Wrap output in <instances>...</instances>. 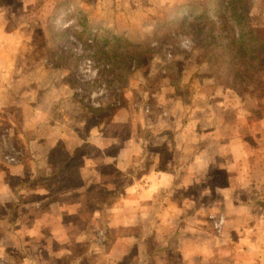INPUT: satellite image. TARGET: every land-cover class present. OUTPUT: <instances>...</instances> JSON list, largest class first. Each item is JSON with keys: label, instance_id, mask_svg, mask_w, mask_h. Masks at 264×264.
Here are the masks:
<instances>
[{"label": "rangeland", "instance_id": "1", "mask_svg": "<svg viewBox=\"0 0 264 264\" xmlns=\"http://www.w3.org/2000/svg\"><path fill=\"white\" fill-rule=\"evenodd\" d=\"M94 2L0 0L5 13L19 17L14 57L18 101L0 112V264H23L26 258L44 264L46 256L57 253L63 257L53 264H68L75 255L85 254L89 246L91 255H106L111 239L121 237V227L126 228L120 224L122 217H112L116 202L112 196L119 194L125 174L101 160L105 154L115 155L128 135L134 137L130 146H139V129L143 131L146 122H154L156 114L163 115L169 109L170 92L166 87L161 93L168 81L167 74L159 70L161 60L143 55L138 68L127 71L122 63L130 59L128 53L113 47L104 50L96 45L99 62L82 56L81 43L88 33L73 15L77 10L86 14L80 4ZM251 22L264 32L257 13ZM14 24L9 25L13 28ZM184 39L189 38L181 34L174 46L165 45L166 58L175 66L184 64V50L192 47H185ZM121 52L124 54L119 58ZM263 81L264 74L237 91L260 93ZM87 161L98 164L97 172L81 173L80 167ZM16 166L23 169L19 174ZM76 206L78 211H72ZM21 212L28 213L26 220L34 224L32 230L21 215L20 220L16 217ZM54 213L60 226L53 220ZM218 215L222 214L208 213L207 220L211 231L220 236L226 220L222 215V229L215 230L211 217ZM48 222H55L52 229ZM116 225L118 229L113 227ZM64 238L69 250L58 252V239ZM76 240L80 243L75 244ZM150 246L153 251L154 241ZM127 255L130 257L123 264H138L135 245ZM87 258L81 264H88Z\"/></svg>", "mask_w": 264, "mask_h": 264}, {"label": "crops", "instance_id": "2", "mask_svg": "<svg viewBox=\"0 0 264 264\" xmlns=\"http://www.w3.org/2000/svg\"><path fill=\"white\" fill-rule=\"evenodd\" d=\"M202 1L96 0L80 5L93 22L141 43L155 26L172 19L180 4ZM254 13L264 27V0L253 3ZM18 22L0 3V112L18 101ZM187 59L172 67L161 88V93L166 87L170 92L165 116L156 114L154 122L139 129V146H130L134 137L128 135L115 155L101 160L125 174L119 194L112 196V217H122L120 224L126 225L121 237L111 239L106 255H91L89 246L68 264H81L86 256L88 264H123L132 245L138 264H264V81L260 93H239L226 88L205 63ZM46 161L48 165V157ZM93 162L82 165L81 173L97 172ZM22 170L15 167L17 174ZM213 212L226 220L220 236L208 224L207 214ZM18 214L32 230L28 213ZM52 217L60 226V218ZM48 223L52 229L55 222ZM57 244L58 252L69 250L65 238ZM62 257L49 254L42 263ZM35 262L26 258L23 264Z\"/></svg>", "mask_w": 264, "mask_h": 264}, {"label": "trees", "instance_id": "3", "mask_svg": "<svg viewBox=\"0 0 264 264\" xmlns=\"http://www.w3.org/2000/svg\"><path fill=\"white\" fill-rule=\"evenodd\" d=\"M254 2L256 0H204L201 5L182 3L172 19L155 26L143 44L93 22L79 10L75 11L77 14L73 18L88 33L85 43H81L85 59L100 61L96 56L99 52L95 50L96 45L104 50L113 47L128 53L130 59L122 63L127 71L138 68L140 58L147 55L152 61L161 60L159 70L168 76L175 64L166 58L165 45L174 46L173 42L182 34L192 42L190 50H184V62L191 56L196 58V61L205 63L209 72L226 88L239 90L264 74V32L251 22ZM195 51L197 54H193ZM174 55L171 53V57Z\"/></svg>", "mask_w": 264, "mask_h": 264}, {"label": "built area", "instance_id": "4", "mask_svg": "<svg viewBox=\"0 0 264 264\" xmlns=\"http://www.w3.org/2000/svg\"><path fill=\"white\" fill-rule=\"evenodd\" d=\"M183 44L185 47H190L192 42L189 39H184ZM211 219H212L213 228L217 231H220L222 229V225L224 222L223 216L222 215H218L216 217L212 216Z\"/></svg>", "mask_w": 264, "mask_h": 264}]
</instances>
